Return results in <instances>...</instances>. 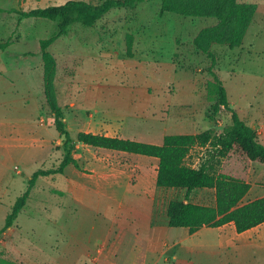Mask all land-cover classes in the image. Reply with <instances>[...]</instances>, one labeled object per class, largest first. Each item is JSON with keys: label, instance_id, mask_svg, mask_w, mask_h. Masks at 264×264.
<instances>
[{"label": "rangeland", "instance_id": "rangeland-1", "mask_svg": "<svg viewBox=\"0 0 264 264\" xmlns=\"http://www.w3.org/2000/svg\"><path fill=\"white\" fill-rule=\"evenodd\" d=\"M66 1L0 0V9L3 10L0 11V44L10 39L12 44L6 52L15 50L29 56H22L18 63L29 64L31 61V66L36 68L33 76L38 79L37 89L29 91L32 95L35 91L38 94L35 109L30 110L21 100L10 105L8 113L0 111V231L16 198L26 190L32 173L56 168L63 158L62 141L51 120L53 117L44 94L39 47V40L52 34L54 24L44 19L21 18L18 11L60 5ZM85 1L98 4L102 0ZM160 1L144 0L133 9H110L91 27L74 23L66 35L57 38L48 47L56 61L54 94L57 104L64 110L65 122L70 130L152 142L156 138L150 133L145 136L143 133L146 130L159 133L165 128L166 134H173L183 131L200 133L211 128L217 135L228 125L223 119H218L214 125L206 116L212 102L207 86L213 80L207 68L213 59L193 45L198 31L216 20L171 13L160 15ZM238 2L257 7L256 22L242 42L244 49L252 47V53L249 55L244 51L243 56L237 49L212 44L213 70L217 75L220 72L228 99L234 98L238 87L244 84L247 93H251L248 98L253 96L264 101V0ZM127 34L133 36L131 57L126 54ZM6 52L0 49L2 61L7 60L4 56ZM0 70L4 71L1 65ZM189 83L195 86L197 94L201 92V99L195 97ZM1 87L2 84L0 90ZM26 92L18 87V93ZM26 113L32 118L37 116L35 128L40 135L36 139L26 137L27 133L33 132L28 127L18 128L19 133L11 132L12 127H8V124L13 125L24 118ZM178 115L196 117V129L191 126L177 129ZM133 117L141 118L142 122L132 123ZM155 121L163 125L154 126L152 123ZM111 153L115 152L84 144L76 146L73 156L79 169L74 167L76 174H71V177L74 182L84 185L85 195L80 198V203L69 195L71 186L65 173L39 178L24 210L19 212L11 227L0 233V257L17 264H73L78 252L86 251L91 259L80 254L74 264H92L93 254L89 248L94 239L102 236L99 228L108 225L115 211L109 201L105 209L98 211L97 207L103 203L99 204L93 192L94 178L101 171L110 173L104 169L106 165L111 166L110 162L146 163L140 157ZM208 153L207 146L196 145L185 162L197 166ZM254 167L249 172L253 189L247 199L264 194V166ZM261 175L263 178H260ZM185 195L183 189L161 190L157 199H162L163 203L159 201L158 210L161 213L156 217L166 219L168 202L172 199L185 200ZM187 200L214 205V190L196 189ZM246 235L249 237V232ZM209 237L211 245H207V251L204 249L192 257L188 256L190 261L184 264H264L263 243H258V247L252 246L250 250L244 248L239 253L236 242L214 248L212 234ZM177 253L181 252L177 249Z\"/></svg>", "mask_w": 264, "mask_h": 264}, {"label": "trees", "instance_id": "trees-1", "mask_svg": "<svg viewBox=\"0 0 264 264\" xmlns=\"http://www.w3.org/2000/svg\"><path fill=\"white\" fill-rule=\"evenodd\" d=\"M143 1L102 0L93 4L85 0H67L60 5L18 11L21 18L44 19L54 24V31L48 38L39 40V47L43 62L44 94L53 117V125L62 141L63 158L56 168L32 173L26 190L16 198L0 233L12 226L39 178L61 175L70 164L79 169L73 156L78 144L157 158L156 187L177 188L186 192V201L172 199L167 204L166 218L170 227L187 228L189 233L193 234L204 226L219 227L232 222L236 232L241 233L264 223V196L241 204L250 188L248 176L251 165L264 166V144L259 141L255 130L247 125L230 105L223 82L213 70L214 55L210 51L212 44L225 45L229 49L242 45L257 9L254 4L240 3L238 0L160 1V15L171 13L216 20L214 24L198 31L193 38V45L196 50L213 59L211 66L207 68V73L213 80L207 86V94L212 102L206 116L214 125L218 119L228 122L221 133L215 135L211 128L197 134L171 133L164 135L160 144H155L92 132H75L67 127L64 110L57 104L54 94L56 61L48 47L57 38L66 35L74 23L91 27L110 9H133ZM11 44V40L7 39L0 44V49L5 51ZM132 47L133 36L127 34L126 54L129 57L133 55ZM196 145L207 146L209 153L197 166H192L187 164L185 159ZM196 189H213L214 205L188 201V195ZM0 264L17 263L0 257Z\"/></svg>", "mask_w": 264, "mask_h": 264}, {"label": "crops", "instance_id": "crops-1", "mask_svg": "<svg viewBox=\"0 0 264 264\" xmlns=\"http://www.w3.org/2000/svg\"><path fill=\"white\" fill-rule=\"evenodd\" d=\"M255 22L253 17L250 26ZM249 30L250 27L246 35H248ZM234 49L240 51L243 56H245V52L249 55L252 53V47L248 50L244 49L243 43L240 47ZM4 56L7 58L6 61H2L0 57V65L4 69V71L0 70V84L3 85L0 90V107H3L0 110L1 113H8L10 111L9 106L21 100H23V105L28 106L29 109H35L38 94L36 91L33 95L29 92L37 89L36 83H38V79L36 76L35 78L33 76V70L36 71V68H33L35 65L31 66V61L29 64L22 63L21 61L18 63V61L21 60L20 58L25 56L22 52L17 53L15 50H11L7 51ZM219 73L218 71V76L220 75ZM220 79L222 80V77ZM192 83H189L193 89L192 93L196 98L201 99V92L198 91L199 93L197 94L194 88L195 86ZM18 87L27 91L26 94L18 93ZM250 94L251 93H247V88L242 84V86L238 87L236 94L233 96L234 98L228 99V101L239 117L255 130L259 141L264 144V101L253 96L248 98ZM179 106L180 108L183 107V105ZM195 113L196 111L194 114ZM36 117L33 116L32 118L31 114H27L13 125L8 124V127H12L11 132L13 133H19L17 129L20 127H28V129L33 130V132L27 133L26 137H33L36 139L40 135L37 128H35L37 125ZM51 120L53 122V118ZM140 120L142 119L133 117V121L131 122H142ZM195 121L196 117L178 115L177 129H187L190 126L192 129H196L195 124H197V121ZM127 122L130 121L128 120ZM152 124L158 127L163 125L160 121H155V123L153 122ZM163 130V132L159 133L146 130L143 134L147 136L150 133L156 138L148 143L160 144L164 135H166L165 128H163ZM177 134H197V132L183 131L177 132ZM122 138L129 137L124 136ZM79 145L80 144L77 145V148ZM106 151L115 152L111 154H122L120 156L128 155L135 156L136 158L140 157L143 158L146 163L144 165H136L133 162H110L111 166L106 165L107 168H104L110 171V173L100 170L101 172L94 178L93 192L99 199V204L103 203L101 207H97L98 211L105 209L109 203L113 204L115 211L111 219L107 222L108 225H101L102 228H99V232H101L102 236L99 239H94V244L89 248L92 250L93 254L91 260L93 261V263L91 262L92 264H177L178 261H183L182 264H184V262L190 261L188 256L192 257L202 252L204 249L207 251V245L210 243V241H208L210 234H212V238L215 240V244L212 247L228 246L236 242V244L239 245V253H241V250L244 248L250 250L252 246L258 247V243L264 244V223L241 233L236 232L232 222L219 227L204 226L193 234H190L187 228H174L168 226L167 218L160 220L159 217H156L161 213V210H158V203L162 201V199L158 200L157 198L161 190H164L157 188L155 184L158 159L114 150ZM254 166L258 165L252 164L250 171L255 169ZM76 170L77 169L70 164L65 168L63 173L67 175L66 179L69 186H71V188L68 189L70 192L69 195L73 196V200L75 199V201L80 203L82 201L80 198L85 195V188L82 182H74V179L71 177V174H76ZM248 178L250 188L241 200V204L264 196V194L253 195L251 199H247L253 189V184L250 182V174ZM260 178H263V176L261 175ZM89 192L90 191H86V193ZM107 201H109V203ZM162 203L163 201L161 204ZM24 207L22 210H24ZM248 232L249 237H246ZM235 234L237 236H235ZM210 245L211 244H209V246ZM212 247L210 249H212ZM177 249L182 254L177 253ZM80 254H84L90 258V256H88L89 252H78V257L75 261L81 257L79 256Z\"/></svg>", "mask_w": 264, "mask_h": 264}]
</instances>
